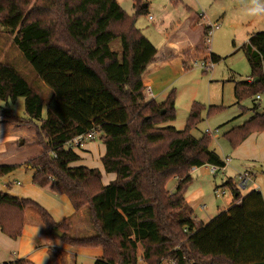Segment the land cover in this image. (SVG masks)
<instances>
[{
  "label": "trees",
  "instance_id": "16d2710c",
  "mask_svg": "<svg viewBox=\"0 0 264 264\" xmlns=\"http://www.w3.org/2000/svg\"><path fill=\"white\" fill-rule=\"evenodd\" d=\"M129 14L118 0H0V33L13 37L36 76L50 89L38 92L24 74L0 62V120L33 127L41 151L25 161L32 180L66 195L74 210L87 209L91 236L76 237L68 218L59 222L40 204L0 191V227L16 239L25 211L34 209L46 234L62 243L99 248L94 264H264V197L253 189L242 194L231 177L222 183L234 193L231 206L209 222L193 218L186 200L193 167L225 160L211 149V135L195 137L202 120L225 109L194 101L182 130L163 126L175 119V94L161 103L146 100L142 75L157 49L136 26L147 14L148 0H132ZM210 28H208L209 30ZM205 29V34L208 33ZM252 81L235 85L240 103L264 92V30L252 33L241 47ZM213 62L221 57L211 54ZM261 96V95H260ZM24 98L25 116L10 106ZM260 99V98H259ZM46 115H43V108ZM240 107L246 109L244 106ZM224 133L237 148L252 133L264 131V110ZM98 131L105 145L104 170L116 178L104 184L96 167L73 166L81 159L67 142ZM19 164H0V178ZM176 180L175 190L167 184ZM67 264L65 251L49 246ZM1 264H32L23 258Z\"/></svg>",
  "mask_w": 264,
  "mask_h": 264
},
{
  "label": "rangeland",
  "instance_id": "374dc122",
  "mask_svg": "<svg viewBox=\"0 0 264 264\" xmlns=\"http://www.w3.org/2000/svg\"><path fill=\"white\" fill-rule=\"evenodd\" d=\"M192 1L197 14L203 17V23L220 24L210 35V42L206 41V47L198 52L196 59L198 63L206 60L211 67L204 69L194 62L188 66L182 56L180 59L182 67L169 69L165 73L162 85L168 89L167 94L174 91L176 117L162 125L174 126L177 130H182L194 101L203 103L207 107L209 105L225 106L223 111L210 117L206 115V110H203L202 120L192 130L195 137H201L207 129L213 132L217 129V132L211 134L210 147L219 152L223 160L227 156L231 158L225 170H219L217 174L210 171L208 164L191 170L193 179L186 193L189 195L199 190L195 194L197 199L194 205L196 209H199V205H205L201 217L207 220L211 219L209 215L213 218L226 210L224 207L230 203L233 192L221 184L228 177L238 182V171H247L251 179L247 188L240 189L242 193L259 189L264 194V148L256 142L257 136L247 138L237 148L231 147L224 137L226 131L241 126L254 115L252 109L254 102L259 103L258 112L264 110V92L260 93L261 99L245 98L240 103L237 102L235 95V85L247 80L250 76V65L241 47L246 43L251 32L264 30V0ZM171 2L170 0H150V10L137 18L143 26L148 27L147 31H150L152 39L156 42L162 40L166 32L169 33L174 29L170 21L172 18L179 17L183 22L186 17L187 11L183 4L180 2L174 5ZM132 4V0H122L121 3L128 13L133 11ZM149 12L153 15V19L148 18ZM203 37L206 40L205 34ZM212 52L220 55L221 59L218 62L212 63L210 58ZM0 62L11 63L24 74L38 92L45 96L50 95L51 89L36 76L34 68L15 44L13 37L5 33H0ZM161 98L162 96L158 99ZM0 104L5 105V102L0 101ZM240 105L246 109H242ZM10 106L14 108L16 115L25 116L23 97H19ZM43 115H46L45 106ZM40 151V146L34 140L33 127L14 125L0 120V164H19ZM74 151L82 158L73 162V166L99 167L104 172V180L107 181L111 174L105 172L100 161L105 145L99 135H96L95 139L85 141L83 147ZM256 152L259 154L257 155ZM257 168H261L262 171ZM175 186L176 180L173 178L168 182L167 189L174 191ZM217 187L224 188L225 193L217 196L215 193ZM79 212L84 214L87 209L84 208ZM84 264H92V262L84 260ZM141 264L145 263L141 262Z\"/></svg>",
  "mask_w": 264,
  "mask_h": 264
},
{
  "label": "crops",
  "instance_id": "0c3cea01",
  "mask_svg": "<svg viewBox=\"0 0 264 264\" xmlns=\"http://www.w3.org/2000/svg\"><path fill=\"white\" fill-rule=\"evenodd\" d=\"M170 1H172L171 3H174V5L181 2L187 13H185L186 17L183 22L180 21L181 19L179 17L175 19L172 18L170 20L174 29H172V31L169 33L166 32V35L164 38L162 37V40L160 39V41L157 42L154 41L151 37L150 31H147L148 27L146 25L143 26L138 20L136 22V26L157 49L156 59L147 66L145 72L142 75V82L145 86L144 94L146 100L154 99L158 103L166 100L168 96L166 92L168 89L162 85L165 73L169 69H179V66L182 67V60L180 59H182L183 56V61H185V55L187 52L192 51L198 53L200 50L204 49L206 47V40H204L203 37L205 34L204 31L205 29L208 30V28H210V23L205 24L202 22L203 17L197 14L194 7L195 4L192 0ZM118 2L121 5L122 0H118ZM149 3L150 0H148V11L150 10ZM150 16H152V19L154 18L149 12V19ZM254 32L257 31L251 32L250 35ZM212 53L220 57V55L216 54L215 52ZM159 81L161 82L159 83ZM149 88H151L152 94L149 93ZM161 96L162 98L159 100L158 98ZM260 134L262 135L261 137L258 136ZM253 135L257 136L256 142L260 143L264 148V131L252 133L249 137H255ZM104 153L105 151L100 156V161ZM217 153L219 154V152ZM256 154L258 155L259 153L256 152ZM96 168L101 171L102 181L104 184H108L116 178L114 173H109L111 175L107 181H105L104 172L99 167ZM257 170L262 171L261 168H257ZM244 172L247 171H238V174L240 175ZM33 173L34 170L25 165V162L19 163V166L16 169L0 178V191L7 192L11 195L21 198H30L36 201L38 204L43 206L57 222L68 218L71 224V233L76 237L93 235L94 231L88 222L87 212L80 214L79 211H75L66 195L56 194L51 192L48 188L36 185L32 180ZM198 192L199 190H197V192L193 191L189 195L186 193L185 197L187 203L193 210V218L196 221L207 223L212 219V215H209L208 217L211 219L207 220H204L201 217L203 216L201 214L205 209V205H199V209H196L197 207L194 205L195 200L197 199L195 194ZM233 198L231 199L230 203L224 207L226 210L231 206ZM46 231L47 228L41 220L38 212L34 209H27L25 211V224L23 226L22 234L18 238L13 239L9 237L2 231L0 227V264L4 262H12L19 258L28 260L32 262V264H60L58 255L54 254L52 256L49 254V246H55L63 249L65 251L67 264H84V260H91L92 264H94L95 260L101 257L103 254L102 250L99 248L68 246L58 239H52L48 237Z\"/></svg>",
  "mask_w": 264,
  "mask_h": 264
},
{
  "label": "built area",
  "instance_id": "2783aa9c",
  "mask_svg": "<svg viewBox=\"0 0 264 264\" xmlns=\"http://www.w3.org/2000/svg\"><path fill=\"white\" fill-rule=\"evenodd\" d=\"M150 19H152V16H150ZM219 26H220V24H218V23L210 24V29L208 30V33L206 34L207 37L205 36L206 37L205 39L207 42H210V35L213 33L214 29L218 28ZM197 56H198V53H196V52H192V51L187 52L185 55V63L188 66H190V64H193V62H194V64H197L198 63L196 60ZM210 58H211V55H210ZM211 61H212V59H211ZM212 63H213V61H212ZM198 64H200L202 66V68H204V69H208L211 67V65H209L206 60H203ZM252 79H253L252 77L247 78V80H249V81H252ZM149 93L152 94L151 88H149ZM257 98L259 99V98H261V96L258 95ZM215 132H217V129L214 132L211 131L210 129H207L205 133L211 135L212 133H215ZM98 134L99 133L96 130H91L88 133L80 134V135L74 137L69 142H67L66 146H69V148H72L73 150L81 148L84 146L85 141L95 139L96 135H98ZM230 160H231V158L227 156L225 158V165L222 167L210 165V171L213 174H217L219 170H225L226 165ZM250 181H251V179H250L249 174L247 172H244V173L239 175L238 182L237 181L236 182H237V186L239 187V189H245L250 184ZM215 193L217 196H221L225 193V190H224V188H216ZM159 264H175V260H173V259L163 260Z\"/></svg>",
  "mask_w": 264,
  "mask_h": 264
}]
</instances>
